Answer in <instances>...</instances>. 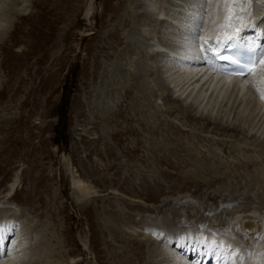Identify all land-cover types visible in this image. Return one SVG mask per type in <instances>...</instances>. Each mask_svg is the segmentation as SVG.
<instances>
[{
	"label": "rangeland",
	"instance_id": "obj_1",
	"mask_svg": "<svg viewBox=\"0 0 264 264\" xmlns=\"http://www.w3.org/2000/svg\"><path fill=\"white\" fill-rule=\"evenodd\" d=\"M149 1L0 0V200H10L8 206L20 216L12 237L24 242L23 252L18 253L17 243L12 249L17 264L34 259L42 264H67L65 259L74 264H120L129 254L135 264H146L153 258L155 264H170L167 255L159 253L165 248L162 244L147 257L140 255L138 246L132 247L133 251L123 246L122 239L105 228L109 226L108 212L113 210L122 219L117 227L130 241L161 242L165 229L158 225L166 215L177 231L183 226L201 232L225 226L222 230L227 240L232 244L240 241L242 249L241 231L230 224L232 215L243 220L245 214L259 216L264 212V155L260 146L264 125L250 114L249 97L239 96L234 102L227 88L219 103L206 99L200 107L195 100L190 103L200 112L222 118L219 123H207L202 116L196 120L183 117L185 102L172 96L180 67H171L173 61L164 65L161 55L154 53L153 43L162 42L169 52L185 42L153 19ZM174 1L156 0L159 3L154 4L165 12L154 16L169 20L167 16L178 11L176 5L169 4ZM178 1L186 5L188 0ZM261 2L264 0H259L262 7ZM211 4L205 9L204 21ZM198 9L199 2L195 13L200 15ZM192 28L195 36V24ZM147 51L150 56H146ZM161 81L163 89L158 87ZM146 99L151 101L148 118L156 134L137 125ZM133 105L139 110L132 111ZM172 106L177 112L170 111ZM190 108L187 106L194 113ZM229 124L241 131L229 128L227 133L223 126ZM130 125L139 126L138 134L129 132ZM151 137L153 141L166 139L164 142L172 146L183 144L222 172L240 170L243 179L235 175L218 179L211 173L214 177H206L212 180L204 177L194 184L183 175L191 169L189 165L172 158L171 163H158L164 151L148 152ZM227 147L234 148L233 152H227ZM91 168L97 170V176ZM98 175L108 181L95 185L91 195L82 197L71 187L72 176L94 186L92 180ZM13 180L16 189L9 193ZM146 188L157 191V198L148 199ZM252 210L256 213H250ZM128 214L135 223L145 220L144 225L135 228L127 220ZM38 245L45 246L35 252ZM9 250L0 259L10 258ZM59 255L64 257L62 263L57 262Z\"/></svg>",
	"mask_w": 264,
	"mask_h": 264
},
{
	"label": "bare ground",
	"instance_id": "obj_2",
	"mask_svg": "<svg viewBox=\"0 0 264 264\" xmlns=\"http://www.w3.org/2000/svg\"><path fill=\"white\" fill-rule=\"evenodd\" d=\"M188 1H186L187 2L186 5H184V4L181 5L180 4L181 1L179 3L178 0H175L172 3L171 2L169 3V4H174V6L176 5L177 6L176 9L178 10V11L176 10L177 12L175 11L176 13L174 15H172L171 17L169 15L167 16V17H169V20H168V18L166 19V17L165 18H159L157 16H154V14H158V16L159 15L162 16V13L164 15L165 11L163 12L162 11L163 9L160 10V7L158 8L157 5H155V4L159 3V2L156 3V0H150L149 1L150 2L149 6L150 5L153 6L152 7V12L154 13L153 19H155V20L158 19V21L161 22L162 25L165 24L166 29L164 28V30H167V27H169V30L171 31V33H173L172 35L182 37L183 38L182 41L185 42L184 44L179 43L180 45H178V47H176V49L169 51V52L164 50V48H163L164 45L162 46V44H161L162 42L159 43L160 42L159 41V42L153 43V45H154L153 51L155 54L161 55L160 61H162V63H164V65L167 64L166 62L169 63L170 61H173L172 62L173 64L171 65V67H173V68L174 67L175 68L180 67L179 71L178 70L177 71L181 72V74L179 75V73H178L176 75V78L178 80L177 81H175L176 79L174 80L175 90H173L172 96L173 97L175 96L174 98H177V97L182 98V101L185 102L184 106L181 107V115L188 120L189 119L196 120L197 119L196 116H198V117L202 116L207 123H210V122L219 123L218 120L222 119V118H219L217 116L213 117L210 114H205L206 112L205 113L202 111L200 112L199 108L197 106L194 107V105L192 106L190 103H192L193 100H195L196 103L197 102L199 103V107H200V104H202L206 100L209 101V103L210 102H213L214 104L219 103L220 96L226 92L227 88L228 89L230 88L228 91L229 93H227V94H229L230 97H233L234 102H236L237 99L239 100V96H241V97L245 96V98L249 97L248 99H249V103H250V105H249L250 106L249 107L250 108V110H249L250 114H252L253 117H255L257 120H259L264 125V99H261V95L264 94V63L257 62L255 64V67L253 68L252 72L246 73L244 75H232V74H227V73L218 71L216 68V65L219 62L217 60H213L208 54L202 53L200 51V49H201V47H207L206 45H204V41L206 39L214 41L217 38H222V30L218 29L216 27V25L222 21V18L224 16V8L227 7V5H222L217 9V6L215 4H211L212 8L211 9L209 8L210 10L208 11V16H207L206 20L204 21L203 30L199 33V37H200L199 42H197L194 39V37H195L193 34L194 28H192V27H194V21L191 18L197 17L196 15H199V14H196L197 13L196 12L197 11L196 6L198 5V2L200 3V0H195V1L188 0ZM250 3H251V5L249 6ZM260 5L261 4L259 3V0H251V2L244 4L246 11L242 12V13H238V15L248 17V19L246 21L248 24L257 25L254 29L248 30L245 33V36L249 42V46H258V48H257L258 52L257 53H258V55H260V59L264 60V47H259L260 45H264V8H263L264 6L261 7ZM158 6H159V4H158ZM172 6L173 5H171V10L169 9V11H172V9H173ZM237 7H239V5H237ZM148 10H150V8ZM169 11H167V12L169 13ZM90 12H91V10L89 9V11L87 12V15ZM185 15H187V17H185ZM140 17H141V15H140ZM151 19H152V17H151ZM147 20L149 21V19H147ZM148 21L146 24L147 25L151 24V21L150 22H148ZM233 24H234V28L242 27V25L237 21H233ZM143 26H144V23H143ZM153 28H152V30H153ZM233 30H234L233 28L227 29L228 32H232ZM155 31H156V29H155ZM150 32H151V30H150ZM150 32H149V34H150ZM167 32L169 33V31H167ZM158 33H159V31L157 32V34ZM162 34H164V31ZM1 35H3V34H1ZM163 36L164 35H162V37L161 36H159V37L163 38ZM149 39H152V38H149ZM177 39H178V37H177ZM164 40H165V38H164ZM191 42H192V45H190ZM167 43H170V42H167ZM129 44H130V41H128L127 45H129ZM150 46H149V48H150ZM171 48H173V47H171ZM129 50H130V48H129ZM148 52H150V51H147L148 55H146V56L151 55ZM144 54H145V52H144ZM152 56H154V54ZM133 58H135V57H133ZM134 60H136V59H134ZM166 71L170 72L171 70L167 69ZM133 76L131 77V80L135 79V76L134 77ZM170 77H172V76H170ZM171 80H172V78H171ZM163 86L164 85L162 84V81L159 82V84H158L159 89L160 88L163 89L164 88ZM195 92H199V94H195ZM208 92L212 93V94L208 95ZM156 93L157 92L154 91V95H156ZM147 95L148 94L146 93L145 96H147ZM230 97H228V98H230ZM189 98L192 99L190 102L188 101ZM222 99L223 98H221V100ZM240 100H241V98H240ZM137 101H139V100H137ZM150 103H151V101L146 99V105L141 104V105H143L144 109H143V107L140 108L141 111H139L140 112L139 114L141 115V117L142 116L143 117L140 119L137 118L136 120H138L137 125H140L141 129H149L150 132H153L154 134H156L155 129L151 130L150 119L148 118V115L150 112L149 110L152 107V105ZM204 104H205V102H204ZM232 105H235V103H233ZM135 106H138L137 103L135 104ZM135 106L133 105L134 108H135ZM187 106H188V108H190V107L193 108L194 113L190 112L189 109H187ZM236 106H237V104H236ZM133 107H131L132 108L131 110L135 111L137 108L134 109ZM191 108H190V110H191ZM137 110H139V108ZM170 111H172V113H173L176 110L172 106L170 108ZM153 113H155V112H153ZM197 113H199V114L197 115ZM192 114H195V115H192ZM200 119H201V117H200ZM197 122H198V120H197ZM211 125H212V123H211ZM130 126L131 127H129V132L134 134V135L138 134L137 128L139 126L137 128L134 125H130ZM140 128H138V129L140 130ZM229 128L231 131H236V130L241 131V128L237 129V127L232 126L231 124L223 126V129H225L226 132H227V129H229ZM139 132H141V131H139ZM261 133L263 135L264 130H262ZM137 139H139V138L137 137ZM158 139H156L155 141H153L152 137L149 140L146 139L149 141L148 152L151 153V155H152L156 152L158 153L160 151H164V153L162 155H159L158 158L156 157L157 159H159L158 163L159 162L171 163V158H172L178 164L184 163L186 165H189L191 169L186 171V173H183V175L186 178L190 177L193 180L192 182L194 184L198 185L201 182V178L203 179L204 177H206V175H210L211 177L215 176L218 179L220 178V176L221 177H229V176L235 175L237 177H239V176L241 177V175H243V173L239 172L240 170L237 171L235 169H233V170H235L234 174H230V173L228 174L227 173L228 170H226L227 172L226 171L222 172L220 170L219 166H215V167L210 166L211 162L209 163L205 159H201L202 157L201 158L198 157V155L195 154V152L192 153L191 150L187 149L185 146H183V144L181 145L179 143L178 144L174 143L175 145L172 146L171 144L169 145V144H166L164 142L166 139L165 140H161L160 138H158ZM169 142H170V140H169ZM135 143H138V142L135 141ZM142 145H144V144H142ZM260 146L263 147L262 154L264 155V142L261 143ZM225 149L227 152H233V150H234V148H232V147H227ZM261 161L264 162V158ZM255 163L257 164V162H255ZM241 165L239 164V166H241ZM0 171H2L1 167H0ZM91 173H95L97 176L98 172L96 169L94 170L93 168H91ZM211 173H213L214 176H212ZM161 174L163 175V172H161ZM258 174H260V173H258ZM255 175H257V174H255ZM206 178H208V177H206ZM210 178H208V179L210 180ZM212 179L213 178H211V180ZM262 179H263V177H262ZM14 181L15 180H13V182L10 183L8 192L12 191L13 188L16 189ZM107 181L105 180L104 177H101L100 175H98V177H96V178H94V180H92L94 186H91L90 184L85 183L82 179L78 178L77 176L76 177L72 176L71 177V185H72L71 187L73 190L75 189L82 197H85V196L91 195V190L93 189V187H95V185L98 186V184H99V186H100L101 184H104ZM189 182L191 183L190 180H189ZM146 183H148V182H146ZM145 191L150 193L149 196H147V197H149L148 199L154 200L157 198V191H154L151 188H146ZM140 193H141V191H140ZM136 197H139V196L137 195ZM9 202H10V200H5V199L0 200V203H1L0 206L3 207V208L0 207V222L9 223L10 227H12V231H11V235H10V238H12L13 234L15 233V232H13L15 221H17L20 216H18L16 211L10 209V207L8 206L10 204ZM6 207H8V208H6ZM252 212L256 213L253 210L250 213H252ZM96 213H97L96 215L100 216L99 212H96ZM247 213H249V212H247ZM108 214L109 215L107 216V220H108L107 223L109 224V226L105 227V228L108 229L109 232H111V233L113 232L115 235L117 234L119 236V238L122 239V242H124L125 245H123V246H125L127 249L128 248L131 249L132 247L135 248V246H138L137 250L139 249L138 252L141 251L140 255L141 256L143 255V257L144 256L147 257V255L150 256L153 252L155 253L159 244H162L165 246V248L163 249V251H161L159 253L167 255L168 257L166 256V258H169L167 261L170 262V264H220V260H218L217 257H220L224 262H226V264H264V212L262 214L260 213L259 216L252 214L253 216L247 215L248 216L247 217L245 214V218H243V220H240V218L238 219L239 215L238 216L236 214L232 215L230 224L235 225L238 229H240V231H241V233L239 234L240 239L245 245L243 249L241 247L242 243H240V241L235 242L233 240L235 243L232 244L231 241L227 240V238L225 237L226 235H224L225 233L223 231L225 226H224V228H211L209 231H206V232H203V231L201 232V229H200V231H191L195 227L193 228L190 226H183L185 228H182V230L180 229L177 231V228L169 222V218L165 214H164L165 216L163 218H160V222L158 225L162 229L163 228L165 229V230H163V238H162L161 242H157L155 240H150V239L146 240L144 242H140V240H137L136 238H134L135 240L130 241V240H128L127 237L126 238L124 237V235L120 232L119 228L117 227L119 221L122 220V219H120L119 214H117L114 210L111 212H108ZM103 217H104V215H103ZM103 219L104 218H102V220ZM128 219L133 222L132 225L135 228L136 227H142L144 225L143 222L145 221V220H141V221H139L140 223H135L132 220L131 215H129V214L127 216V220ZM134 220H135V218H134ZM149 223L152 224L151 222H149ZM147 224H148V222H147ZM150 224H149V226H150ZM102 231H103V229H102ZM140 235L142 236V235H144V233L142 232L139 234V236ZM17 237H22V239H20V240H22V241L24 240L23 235H21V236L19 235ZM192 237L204 239L206 241H210L211 243L208 245L207 248H205L201 244L196 243L195 240L190 239ZM231 240H232V238H231ZM18 241L19 240H16L15 238L11 239L13 246L8 248L11 250V252H12V249L14 248L16 243H17L16 247H18V248H16V249H18V253H19V251H21L23 249L22 246H24L23 245L24 242H18ZM213 245H216L217 247H215V249H213V247H212ZM44 246L45 245H43V247H41L40 245L35 246L34 247L35 252L42 250L44 248ZM161 248H162V246H161ZM161 248H159V249H161ZM164 250H166V251H164ZM125 251H127L128 253L130 252V250L128 251L126 249H125ZM125 251H123V252H125ZM131 251H133V250L131 249ZM213 251H214V255L209 254ZM22 252H23V250H22ZM15 253L13 254V252H12L13 256L11 255L10 258H8V256H7L6 258L0 259V264H17L16 261L18 260V258L16 259V261H14V258L16 256ZM113 254H116L119 256L118 252L114 251ZM19 255H21V254H19ZM19 255H18V257H20ZM131 256L132 255H130V254L127 255V257H125L122 261H120V264H135L136 263L134 261L135 259H133V257H131ZM157 256H159V255H157ZM0 257H3V256H0ZM58 258L60 260H58L57 262L62 263V261H64V257H62V255H59ZM70 260H72V259H70ZM70 260L65 259L67 264H74V263H70ZM156 262H157L156 258L155 259L153 258V260H148V261L146 260V264H155ZM29 264H42V262L39 259H34L31 262H29ZM52 264H56V263L52 262Z\"/></svg>",
	"mask_w": 264,
	"mask_h": 264
},
{
	"label": "snow or ice",
	"instance_id": "obj_3",
	"mask_svg": "<svg viewBox=\"0 0 264 264\" xmlns=\"http://www.w3.org/2000/svg\"><path fill=\"white\" fill-rule=\"evenodd\" d=\"M251 2V0H200L198 17H192L195 27L196 34L194 39L199 42V29L203 26L204 15L206 14L205 9L209 3L215 4L217 9L222 5H227L224 8V16L222 21L216 25V27L222 30V38L216 40H205L204 45L207 47H201L202 53L208 54L213 60H220L236 65L239 72L236 74L243 75L246 72L251 73L257 62L264 63V60L260 59V55L257 53V48L249 46V42L245 36V33L254 29L257 25L248 24L246 21L248 17L240 16L238 13L245 12L246 9L244 4ZM239 5V7H237ZM233 21L239 22L242 27L234 28ZM233 28L232 32H228L227 29ZM259 47H264L260 45ZM261 99H264V94L261 95ZM12 227L7 222H0V256H6L8 254V248L11 246V235ZM155 234V233H154ZM160 235H163L162 233ZM196 243L201 244L205 248L211 243L204 239L192 237ZM213 249L217 247L212 246ZM214 255V251L209 253ZM220 264H226L220 257Z\"/></svg>",
	"mask_w": 264,
	"mask_h": 264
},
{
	"label": "water",
	"instance_id": "obj_4",
	"mask_svg": "<svg viewBox=\"0 0 264 264\" xmlns=\"http://www.w3.org/2000/svg\"><path fill=\"white\" fill-rule=\"evenodd\" d=\"M67 182H68V185H70V182H69V177H68V179H67Z\"/></svg>",
	"mask_w": 264,
	"mask_h": 264
}]
</instances>
